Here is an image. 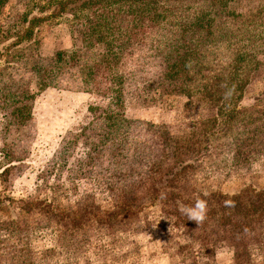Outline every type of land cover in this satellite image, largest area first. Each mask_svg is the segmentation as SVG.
Instances as JSON below:
<instances>
[{
	"label": "rangeland",
	"instance_id": "1",
	"mask_svg": "<svg viewBox=\"0 0 264 264\" xmlns=\"http://www.w3.org/2000/svg\"><path fill=\"white\" fill-rule=\"evenodd\" d=\"M71 1L6 0L0 5L2 82L26 29L34 30L31 39H37L44 56L75 43L72 15L87 0L77 5ZM115 13L116 29L127 46L125 76L132 74L123 86V108L116 101L108 67L102 62L93 66L95 84L91 89L84 88L77 66L63 71L59 86L38 89L26 124L11 126L10 116L0 109V171L13 165L8 180H0V222L17 220L19 226L14 236L4 238L0 234V264H264V201L253 204L251 192L243 200V210H248L243 219L222 216L225 207L215 201L208 205L206 219L200 224L193 221L190 231L181 228L184 225L177 217L168 219L169 207L151 199L155 188L161 189L165 199L171 195L170 188L150 181L148 176L150 155L158 151L151 124L180 134L212 114L202 102L171 95L167 90L152 92L150 97V80L155 81L162 69V62L154 57L152 27L145 19L126 16L118 7ZM28 51L31 54L32 50L17 52L18 58ZM145 87L147 93L140 94ZM258 101L264 103V67L255 74L238 105L237 112L246 111L247 121L232 120L231 138L212 146L201 167L195 169L190 161L183 174L188 173L185 180L179 176L173 190L185 198L192 196L184 205H194L201 193L236 195L251 185L264 191V149L260 148L264 146V123L247 125L254 123L248 121L255 115ZM2 105L0 101V108ZM110 112L132 118L133 128H124L123 132L130 131L127 139L120 136L119 143L113 145L109 140L118 154L109 167L102 157L110 145L101 144ZM71 133L75 134L70 144L63 147ZM63 151L67 155L55 161ZM134 151L136 160L131 158ZM10 153L12 163L7 157ZM236 154L249 158L239 169L233 160ZM176 164L172 161L170 168ZM116 165L119 170L123 168L119 165L130 166L135 183L146 182L139 193L141 207L133 208L131 215L114 224L116 220L108 223L107 216L118 204L112 203L107 193L112 182L110 172ZM127 172L122 173L121 181L130 183ZM41 201L53 202L63 213L71 209L74 218L86 220V226L79 224L78 231L68 221L48 220L47 216L32 219L30 226L31 219L24 217L27 215L18 217L22 203ZM179 206L176 213H181ZM93 211L101 216L93 218Z\"/></svg>",
	"mask_w": 264,
	"mask_h": 264
},
{
	"label": "trees",
	"instance_id": "2",
	"mask_svg": "<svg viewBox=\"0 0 264 264\" xmlns=\"http://www.w3.org/2000/svg\"><path fill=\"white\" fill-rule=\"evenodd\" d=\"M5 1L0 0V5L2 6ZM79 1L82 0H72L70 4L77 5ZM117 7L128 17L145 19L152 27L150 39L154 44V57L162 62V69L155 81L150 80V97L152 92L159 94L167 90L171 95L175 93L202 102L212 114L195 122L188 132L180 134L171 133L166 126L161 128L153 124L150 126V133L155 131L158 151L150 155L148 176L150 181L153 180L156 184L171 189V195L165 199L161 189L155 188L151 193V199L166 208L169 207L172 212L167 211L168 219L172 221L177 217L184 225L181 228L190 231L193 228V221L174 210L178 205L184 204L185 200H192V196L185 198L177 194L173 188L179 176L181 180L187 178L188 173L184 177L183 174L185 169L190 167V161L195 163L193 166L195 169L201 167L212 146L231 138L232 120L247 121L246 111L239 113L237 110L243 94L254 81L255 74L264 67V0H87L78 6L72 15L73 32L77 39L70 47L68 46V49H55L52 56H44L40 44H36L37 39H31L34 36L33 29H26L24 35L19 37V43L15 46V49H18L14 52L11 65L9 64L6 69V81L2 82L0 79V101L3 102L0 109L10 116L11 126L24 124L31 117L32 104L38 89L41 91L59 86L63 71L76 66L79 68L78 74L84 88L91 89L95 84L93 66L95 68L102 62L108 67L116 101L119 107L123 108L125 93L123 86L132 74L128 73L125 76L127 71L124 59L127 46L121 41V34L115 26ZM26 42L28 44L23 46ZM20 50L32 51L31 54L28 51L26 56L21 54L23 57L18 58L20 53L17 52ZM147 91L145 87L140 94H146ZM260 103L262 101H258L255 106V115L249 116L251 121L248 122L254 120V123H247L248 126L264 123V103L261 105ZM124 116L119 112L107 113L101 146L110 145L108 146L110 151L107 150L108 154L106 151L102 157L109 167L118 157L109 140H112V145L113 142L119 143L120 136L126 139L130 136L128 129L123 132L124 128H133L132 118ZM135 123L141 124L139 121ZM74 134H69L63 147L66 143L70 144L69 139ZM260 148L264 149V146ZM119 150L122 149L119 147ZM136 153L137 151L131 153L134 160L137 159ZM65 154L64 151L60 152L54 160L59 161ZM7 157L9 163L14 161L11 153ZM234 158L238 169L249 159L239 158L237 154ZM174 160L177 164L171 169V162ZM12 166L9 165L0 171V180H8ZM63 166L64 164L62 168ZM119 166L123 168L119 170L116 165L110 172L112 182L107 193L110 201L118 204L107 216L108 223L116 220L114 224L121 218L131 215L133 208L141 207L138 200L143 198L139 193L146 182L144 179L135 183L132 177L134 170L130 166L129 168L125 165ZM124 168L131 175L129 177L127 174L130 183L121 181L122 173L126 172ZM184 187L183 185L182 188ZM249 192L253 197V204L264 201V191L260 192L252 185L246 186L236 195L218 196L201 193L199 198L207 200V205L215 201L222 203L225 207L221 209L222 216L243 219L248 211L243 210L246 207L243 200ZM226 200H231L233 205L226 207L224 203ZM21 205L18 217L27 215L24 217L31 219L30 226L33 225L32 219L46 216L49 217L48 220L68 221L78 231L79 224L86 226L84 224L86 220L74 218L71 209L63 213V210L58 211L53 202H24ZM90 214L93 218L101 216L98 211ZM16 223L17 220L12 219L1 221L0 234H4V238L14 236L19 230ZM108 228L112 229L113 225H108Z\"/></svg>",
	"mask_w": 264,
	"mask_h": 264
},
{
	"label": "clouds",
	"instance_id": "3",
	"mask_svg": "<svg viewBox=\"0 0 264 264\" xmlns=\"http://www.w3.org/2000/svg\"><path fill=\"white\" fill-rule=\"evenodd\" d=\"M205 195L207 194L205 193ZM224 203L226 207H230L233 205V202L231 200H226ZM179 211L181 212V214L187 216L188 220L200 224L206 219L207 216V200L198 198L195 201V204L191 206L180 204Z\"/></svg>",
	"mask_w": 264,
	"mask_h": 264
}]
</instances>
